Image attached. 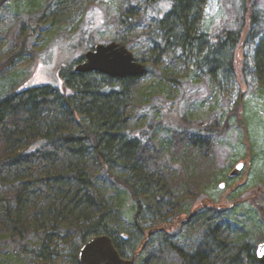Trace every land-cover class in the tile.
<instances>
[{
  "label": "trees",
  "instance_id": "16d2710c",
  "mask_svg": "<svg viewBox=\"0 0 264 264\" xmlns=\"http://www.w3.org/2000/svg\"><path fill=\"white\" fill-rule=\"evenodd\" d=\"M91 1L30 3L54 8L51 15L57 16L47 19L50 26L81 18L70 44L90 51L96 46L91 39L97 33L88 20L95 11ZM230 1L238 12L234 27L221 28L213 35L204 31L209 0L126 3L118 14L124 35L115 42L133 48L134 34L143 32L153 45L150 52L135 55L147 66L144 77L114 79L78 74L74 67H65L60 72V88L31 85L0 100V246L20 248L37 264H57L64 257L80 264V248L92 237L109 235L123 258L137 260L150 238L158 235L174 249L181 264H260L256 245L230 238L218 219L224 214L220 204H234L236 199L225 195L220 202L204 199L202 206H195L204 198V187L188 171L197 160L207 163L211 138L223 132L221 121L215 117L203 124L192 123L178 116L181 111L176 103L160 106L165 117L157 125L173 133L169 152L152 149L149 137L155 126L149 122L143 121L142 130L128 129L129 114L135 108L128 102L137 101L132 86L151 77L152 87L161 93L172 77L167 63L176 68L191 60L213 81L237 73L239 52L255 31L264 30V1ZM256 57L257 69L264 71V40ZM238 109L237 121L245 132L242 102ZM155 112L156 106H151L141 116L148 118ZM179 153L181 164L176 161ZM212 163L205 165L208 178L215 176ZM195 166L200 167V162ZM228 178L231 190L235 184ZM101 180L123 189L136 205L134 230L112 226L117 214L99 191ZM146 213L157 219L155 229L138 224V217ZM200 223L208 228L197 253L189 254L170 241L182 228Z\"/></svg>",
  "mask_w": 264,
  "mask_h": 264
},
{
  "label": "rangeland",
  "instance_id": "374dc122",
  "mask_svg": "<svg viewBox=\"0 0 264 264\" xmlns=\"http://www.w3.org/2000/svg\"><path fill=\"white\" fill-rule=\"evenodd\" d=\"M141 2L92 0L90 4L93 3L95 11L89 13L88 20L97 31L91 39L92 44L118 41L124 35L119 25V9L126 3L132 6ZM54 12L53 7L49 10L41 6L33 7L30 0H0V69L3 67L0 70V100L31 85L60 88L61 70L65 67L75 69L80 62L79 58L88 52L81 46L73 47L70 44V38L76 33L81 18L63 20L60 24L50 26L47 19L50 16L56 17L55 14L51 15ZM204 17V31L213 35L221 28L234 27L238 12L230 0H209ZM257 31L237 56V73L231 72L213 81L198 71L191 60L186 59L176 68L167 63L172 70V77L165 90L156 92L152 87L153 79L145 77L132 86L138 103H133V100L128 102L129 106L135 107L131 109L133 114H129L131 120L128 129H144L143 121L155 126L149 137L153 150L173 147L172 131L166 126L157 125L165 117L160 106L176 103L181 111L178 116L188 118L192 123L203 124L215 117L221 121L219 125L223 132L211 138L212 150L207 161L213 162L215 176H205V159L197 160L188 171V176H196L201 182L200 186L204 187L201 193L204 198L199 199L195 206H202L204 199L220 202L226 198L225 195L236 199L234 204H220L224 211V214L218 216L220 224L230 238L244 240L256 247L264 241V71L257 69L256 64L257 49L264 40V30ZM134 35L130 51L134 55L150 52L153 45L144 37L143 32ZM239 101L243 103L241 112L245 132L237 121ZM151 106H156L154 115L142 117L144 110ZM180 156L179 153L176 160L179 164L182 163ZM199 162L201 166H195ZM239 163H244L245 168L238 178L233 179L235 185L230 190L228 177ZM221 183L225 184L224 188L220 187ZM98 185L109 207L116 211L117 219L112 226L115 229L127 227L130 231L134 230V202L116 185L102 180ZM143 208L147 209L146 206ZM138 219V224L147 230L157 226L153 224L157 219L151 213L140 215ZM207 228V224L203 228L201 223L184 227L174 233L170 241L189 254L197 253L204 243ZM163 240L158 235L150 238L148 245L143 248L142 257L135 260L136 264H149L147 260H152V264H181L177 253ZM0 264L37 263L30 253L25 254L20 248L7 244L0 246ZM57 264L73 263L70 258L64 257Z\"/></svg>",
  "mask_w": 264,
  "mask_h": 264
},
{
  "label": "water",
  "instance_id": "95a60500",
  "mask_svg": "<svg viewBox=\"0 0 264 264\" xmlns=\"http://www.w3.org/2000/svg\"><path fill=\"white\" fill-rule=\"evenodd\" d=\"M78 74H102L114 79H138L144 77L147 66L136 60L135 55L123 43L98 44L88 51L75 67ZM245 168L244 163L235 166L230 178H238ZM225 184H221L224 188ZM257 257L264 264V241L257 247ZM135 257L123 258L109 235L90 238L79 251L80 264H135Z\"/></svg>",
  "mask_w": 264,
  "mask_h": 264
}]
</instances>
